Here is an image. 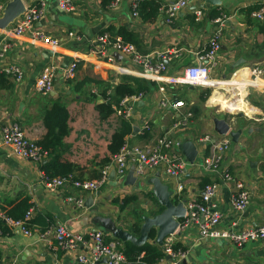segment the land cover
I'll return each instance as SVG.
<instances>
[{"label": "crops", "instance_id": "0c3cea01", "mask_svg": "<svg viewBox=\"0 0 264 264\" xmlns=\"http://www.w3.org/2000/svg\"><path fill=\"white\" fill-rule=\"evenodd\" d=\"M9 1L0 0V16ZM23 1L28 5L37 0ZM112 1L71 0L73 10L68 13L60 10L57 0H48L45 18L35 23L33 28L57 39L59 45L56 50L33 42L29 33L10 38L0 35V46L6 42L10 44L8 52L0 59V65L15 64L23 72V79L18 83L3 76L5 81L0 87V213L9 211L24 198L31 206L28 210H32L28 221L32 236L2 226L0 260L15 264H81L76 260V253L55 250L50 231L53 227L62 224L78 233L100 230L124 248L125 242L98 225L109 220L116 229L138 236L142 216L152 217L160 213L162 208L151 194V185L134 189L124 184L125 178L120 180L117 176L115 185L107 180L95 192H80L70 185L47 189L42 183L44 174L40 166L49 157L41 162L27 161L1 143V129L10 122L17 123L28 139L38 143L46 134L44 112L54 102H59L69 115L68 134L62 138L60 160L80 167H75L74 177L91 180L111 162L113 155L109 153L108 145L118 127L110 123L113 120L124 121L114 114L101 120L95 107L104 103L100 95L103 89L108 87L107 90L112 91L126 78L130 79L131 86L135 87L139 82L148 85L150 90L145 94L142 92L141 99L134 104V116L127 123L130 130L124 138V145L144 147L157 138L169 136L179 142L190 140L197 149L193 165H189L176 150L185 161V171L180 177L167 176L163 167L146 169L145 177L151 178L159 172L162 183L175 191L180 184L183 188L179 194L186 201L199 200L203 185L216 182L218 191L212 205L221 215L218 229L240 231L264 226V78L261 86L238 94L233 86L241 80L232 77L239 69L264 63V15L262 20L252 16V12L264 8V0H221L219 6L196 0L182 9L171 23L166 22L164 7L172 0H156L158 12L149 20H144L139 11L138 17L131 16V0H121L117 6L110 7ZM197 11L201 12L199 17ZM218 16L226 18L216 66L210 70V77L218 86L208 90L201 88L200 94L190 101L180 99L176 91L185 87L193 90L195 87L151 81L139 75L142 73L139 66L113 50L106 53L110 60L92 54L95 38L100 33H116L123 29L129 35L128 42L142 55L150 56L152 63L157 61L156 53L166 54L164 76H178L206 51L214 32L212 20ZM68 32H74L78 37H70ZM74 58L78 59L76 75L73 79L64 80L62 71ZM47 67H54L56 73L53 89L44 96L35 91L34 84L40 72ZM120 68L128 69L130 73L121 72ZM160 86H164V92L159 91ZM238 88L241 91V87ZM201 98L206 102L201 103ZM179 100L185 102L184 108L174 110L169 104H163ZM240 113L242 117H238ZM187 114L191 117L185 125L181 124ZM214 118L225 120L230 130L240 132L238 142L231 141L220 171L227 170L249 192V205L241 213L234 211L230 204L235 191L233 183L224 182L219 173L206 172L199 166L212 150L210 144L202 139L206 136L212 140L222 138L214 132ZM195 121L200 130L192 127ZM134 127L138 131L133 132ZM249 130L252 131L248 133ZM132 167L134 164L128 165L126 174ZM70 196L83 199L84 204L91 198L92 208L97 207L98 215H93L91 209H76L66 200ZM128 197L135 199L121 210L122 200ZM171 240L172 246L184 249V264H264L263 243L251 242L237 248L222 239H202L196 225L177 230ZM147 243L153 244L152 240Z\"/></svg>", "mask_w": 264, "mask_h": 264}, {"label": "built area", "instance_id": "2783aa9c", "mask_svg": "<svg viewBox=\"0 0 264 264\" xmlns=\"http://www.w3.org/2000/svg\"><path fill=\"white\" fill-rule=\"evenodd\" d=\"M57 1L61 11L69 13L73 10L71 0ZM120 1L113 0L110 3V7L117 6ZM144 1L146 0H131L130 8L132 17H138L139 7ZM194 1L196 0H172L169 2L164 7L166 22L171 23L172 19L182 9ZM47 2L48 0H37L28 5L25 4V12L13 24L7 27V29L3 30L1 34L6 38H10L24 36V34L29 33V37L33 42H38L49 47L51 50H56L59 45L57 39H53L42 31L33 28L35 23L45 18ZM200 14V11L196 12L197 17ZM263 15L264 8H259L257 11L252 12V16L259 20L263 19ZM225 20V16H218L212 20L214 32L206 51L197 57L195 64L185 67L182 74L178 76L166 77L163 75L166 71V65L164 63L166 54L156 53L155 57L157 61L152 63L150 56L142 55L133 44L124 41L118 34L108 31L100 33L95 38L92 54L96 57H105L110 60V57H106V53L108 50H113L120 56L129 58L132 64L139 66L142 71L139 75L156 83L163 82L171 86H190L204 88L206 90L213 89L218 85L211 79L210 70L216 66L215 60L220 50V39L225 26ZM68 36L78 37L74 32H68ZM9 48L10 44L7 42L0 46V59L4 58ZM77 67L78 59L74 58L62 71V78L64 80L73 79L76 75ZM120 71L130 73L125 68H120ZM55 73L56 69L54 67H47L40 72L34 84L35 91L38 94L45 96L53 89ZM0 76L11 77L18 83L23 79V72L15 64L0 65ZM232 77H236V80H241L239 84L233 86L238 94L245 93L249 88L259 87L263 83L264 63L239 69ZM239 86L241 87V91H239ZM164 90V86L159 87L160 92H164ZM111 94L112 91L107 90L105 97L101 98L102 102H110ZM142 95V93H138L136 95L126 96L118 104H112V114L128 123L134 116V104L141 99ZM163 104H169L168 106L174 110L185 107V102L182 100L175 101L174 103L167 101ZM190 117L191 115L187 114L181 124L185 125L186 120ZM221 137V139L218 138L217 140H212L209 136L202 139L203 142L210 144L212 150L208 156L204 157L199 166L206 172L219 173L222 181L233 183L235 191L231 195L230 204L234 211L241 213L247 209L250 195L242 182L235 180L227 170L220 171L223 157L231 143L229 135ZM1 143L3 146L11 148L15 154L27 161L41 162L48 157V151L43 149L37 142L28 139L21 127L15 122L6 123L2 127ZM180 145L181 142L169 136L157 138L154 142L144 147L123 145L118 153L112 156L110 164L101 169L97 179H78L73 174L53 178L44 175L42 177V183L50 190L70 185L80 192H95L107 182L111 170L115 171V176L118 179L124 180L129 164H134L135 170L133 175L137 178L145 174L146 169L153 170L159 167L164 168L167 176L178 178L185 171V161L177 154V151L180 152ZM182 188L179 184L178 193L182 191ZM217 191L218 184L211 182L203 187L199 200L187 201L184 206V217L180 220L177 230L181 231L191 225H196L202 239H222L237 248H242L251 242H261L264 244V226L240 231L233 229L220 230L217 228L221 215L214 205H212V199L216 196ZM66 200L69 203H73L76 209L84 208V201L81 198L70 196ZM31 213L32 210H27L23 219L20 220H13L3 212L0 213V234H2V226H7L11 229L19 230L26 236H32V232L28 228ZM50 231L55 241V250L64 253H76V260L81 264H95L102 260H105V264H134L125 257L118 243L113 239H109L100 230L78 233L69 230L65 225L58 224ZM171 236L164 240V257L154 264H183L182 259L185 253L181 250L176 252L172 250ZM166 256L170 259L166 260ZM0 264L15 263L0 260Z\"/></svg>", "mask_w": 264, "mask_h": 264}, {"label": "trees", "instance_id": "16d2710c", "mask_svg": "<svg viewBox=\"0 0 264 264\" xmlns=\"http://www.w3.org/2000/svg\"><path fill=\"white\" fill-rule=\"evenodd\" d=\"M159 9V3L155 1H144L141 3L139 8V13L142 14L144 20H149L150 17L156 15ZM146 13V15H144ZM118 34L122 37V39L126 42L129 40V35L125 33L123 29H119ZM126 81L115 86L112 90V94L110 96V102L97 104L96 111L101 120H106L112 113L113 110L111 108L112 104H118L120 100H122L126 96L136 95L138 93L148 91V85H142L137 82L135 87L131 86L130 79L126 78ZM3 81L5 78L0 76V87H2ZM108 87L103 89L100 94L102 97H105V93ZM150 90V89H149ZM68 112L66 108L59 102H54L52 106L44 112L43 115V123L46 128L45 136L38 142V144L45 150L48 151V161L40 166L42 173L49 177H58V176H67L69 174H73L75 166H72L68 163L62 162L60 160V149H62V138L68 134ZM130 130V126L127 122L122 121V126L116 130L110 139V143L108 145V151L111 155L118 153L120 148L125 143V136ZM99 175H95L92 179H97ZM76 178V177H75ZM206 185V184H205ZM203 185V187L205 186ZM135 197H128L122 200L120 204V209L123 210L131 201H133ZM30 204L28 203V199L24 198L19 200L9 211H3V213L12 218L13 220L23 219L26 211L30 208ZM155 231L151 230L149 233V240H154ZM123 254L125 257L131 261L135 262L137 258L142 263H150L154 264L159 259L164 257L163 252L154 244L145 243L141 247H136L129 242H125L124 248L122 247ZM173 251H184L180 246L174 245L172 246Z\"/></svg>", "mask_w": 264, "mask_h": 264}, {"label": "water", "instance_id": "95a60500", "mask_svg": "<svg viewBox=\"0 0 264 264\" xmlns=\"http://www.w3.org/2000/svg\"><path fill=\"white\" fill-rule=\"evenodd\" d=\"M206 3L212 6H219L221 0H205ZM25 12V3L23 0H10L1 10L0 16V35L3 30L7 29L13 24L23 13ZM117 59L120 57L115 55ZM140 105V104H139ZM240 113L238 117H242ZM214 132L218 136L229 135L232 143H237L240 137V132L230 130L229 124L223 120L214 118L212 120ZM138 131V128L134 127L133 132ZM252 130H249L250 133ZM180 152L184 156L185 161L189 165H193L196 161L197 149L194 143L190 140H183L180 145ZM135 168L132 167L125 177V185H130L134 189L141 188L144 185H151V194L156 199L157 205L162 208L160 213L155 214L152 217L142 216V225L139 229V235L134 236L121 229H116L114 224L109 220H105V223H100L103 231L112 232L118 239L123 242H130L132 245L141 247L149 240V233L151 230L155 231V238L152 240L153 244L158 245L162 252L165 251L164 240L175 234L180 220L184 217L186 200L181 197L174 189H170L168 184H163L160 179L159 172L151 178H146L145 174L137 178L133 175ZM108 180L111 183L116 184L115 171L111 170L108 175ZM91 198L87 199L84 208L91 209L93 215H98V209L95 206L92 208ZM104 233V232H103ZM170 258L166 256V260ZM105 263V260L100 261ZM184 264V261L182 262Z\"/></svg>", "mask_w": 264, "mask_h": 264}, {"label": "rangeland", "instance_id": "374dc122", "mask_svg": "<svg viewBox=\"0 0 264 264\" xmlns=\"http://www.w3.org/2000/svg\"><path fill=\"white\" fill-rule=\"evenodd\" d=\"M229 72H227V77H229ZM201 88H198V87H195V89L193 90H189V87H185V88H181V90H178L176 91V94L179 96L180 99L184 100V101H190L191 99H194L195 97H197L199 94H200V90ZM207 97V98H205ZM204 98L208 99V96L206 95ZM204 98H201V103H204L206 102ZM197 108V107H196ZM200 108V106H199ZM217 109V108H215ZM67 110V109H66ZM68 112V111H67ZM194 113L196 114V111H194ZM199 113H200V110H199ZM194 115V114H193ZM233 117H235V115H232ZM69 117V115H68ZM195 117V116H194ZM114 122H111L110 125H114V126H117L118 128L116 130H118L121 126H122V122H120V120L116 121V120H113ZM192 127L194 128H198L197 130H200V126L199 124L195 121L194 124L192 125ZM115 130V131H116ZM179 137H182L184 139H186L185 137L183 136H179ZM107 161V160H106ZM105 161V162H106ZM198 161V160H197ZM77 169H79L80 167L79 166H75ZM127 209L129 210V208L127 207Z\"/></svg>", "mask_w": 264, "mask_h": 264}]
</instances>
